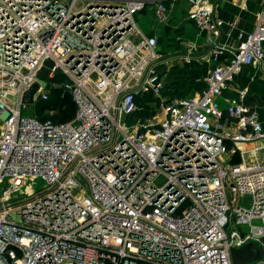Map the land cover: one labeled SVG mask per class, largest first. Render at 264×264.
<instances>
[{
  "label": "built area",
  "instance_id": "built-area-1",
  "mask_svg": "<svg viewBox=\"0 0 264 264\" xmlns=\"http://www.w3.org/2000/svg\"><path fill=\"white\" fill-rule=\"evenodd\" d=\"M166 1L0 0V264H236L233 249L264 250V122L246 91L219 101L242 65L264 62V0L233 51L216 41L217 0H186L211 46L206 90L122 125L137 96L163 90L158 40L136 17L167 21ZM48 62L71 121L23 115L35 83L34 103L50 99Z\"/></svg>",
  "mask_w": 264,
  "mask_h": 264
},
{
  "label": "crops",
  "instance_id": "crops-1",
  "mask_svg": "<svg viewBox=\"0 0 264 264\" xmlns=\"http://www.w3.org/2000/svg\"><path fill=\"white\" fill-rule=\"evenodd\" d=\"M168 20L159 22L154 31L158 40V52L162 57L156 65L164 87L160 96H137V110L129 117L131 124L142 122L156 104L160 110L163 101L169 99L200 97L207 88L210 71L214 68L210 58V45L206 32L199 29L189 17L190 7L186 0L166 1ZM261 4L259 0H217L214 17L224 21L216 41L233 51L238 45V35L252 31L259 21ZM143 15V14H142ZM150 35V34H149ZM153 36V35H150ZM230 51L220 56L221 63L231 58ZM246 91V103L258 112L264 122V62L242 65L232 81L223 90L219 99L223 111L229 102L237 99L238 93ZM132 121H135L132 123Z\"/></svg>",
  "mask_w": 264,
  "mask_h": 264
},
{
  "label": "rangeland",
  "instance_id": "rangeland-1",
  "mask_svg": "<svg viewBox=\"0 0 264 264\" xmlns=\"http://www.w3.org/2000/svg\"><path fill=\"white\" fill-rule=\"evenodd\" d=\"M174 2V1H173ZM152 17V9L148 8L147 10L144 11L143 15H138L136 17V21H137V25L139 27V29L146 35H155L157 36V34L152 31L154 30V28L156 29L158 27L156 20H154ZM51 67V64L48 62L46 63L45 67L40 71L39 73V79L41 80L42 84L47 83V88H48V92H50V95L55 93L58 94V91L54 90V86L55 85H60L65 81V78L62 76V74L60 72L56 73L57 75H60L61 79L57 78L55 80H50L48 78V72H49V68ZM54 87V88H53ZM51 97V96H50ZM45 101H41L38 96L36 99V102L34 104H32L31 106H29L26 110L23 111V115L24 116H28V117H35L37 119H42V118H48L49 116H47L46 112H44L43 107H45V103H43ZM46 108V107H45ZM222 108V107H221ZM151 109L152 111H157L160 112V110L158 109V107L156 106V104H152L151 105ZM54 115H55V111H54ZM53 115V116H54ZM145 118L150 117V119L154 118L156 116V112L155 114H150L149 111L145 112L143 114ZM128 117L124 116L123 119L121 120V124L122 125H131V122H129V120L127 119ZM135 121H132V123ZM135 124V123H134ZM263 157V155H262ZM45 183H43L41 180H36V182L33 185V188L36 191H40L44 188ZM228 197H229V201H230V205L234 208L239 206V203L241 202L242 199L239 198L238 203H231L232 197L230 196L229 190H228Z\"/></svg>",
  "mask_w": 264,
  "mask_h": 264
},
{
  "label": "trees",
  "instance_id": "trees-1",
  "mask_svg": "<svg viewBox=\"0 0 264 264\" xmlns=\"http://www.w3.org/2000/svg\"><path fill=\"white\" fill-rule=\"evenodd\" d=\"M145 10H147V8ZM60 77H61L60 75L56 74L55 77L50 80H55L57 78L61 79ZM54 90L58 91L59 93L51 94L50 99L48 101L43 102L45 103V107H46V108L43 107L44 112L47 110L55 111V115L51 117V119L56 124L71 121L75 117V114H76V105L73 102L72 96L68 93L63 94L62 89H60L59 87H55ZM46 119L42 118L40 120L44 121ZM235 161L236 162L239 161L237 157L235 158Z\"/></svg>",
  "mask_w": 264,
  "mask_h": 264
},
{
  "label": "water",
  "instance_id": "water-1",
  "mask_svg": "<svg viewBox=\"0 0 264 264\" xmlns=\"http://www.w3.org/2000/svg\"><path fill=\"white\" fill-rule=\"evenodd\" d=\"M38 89V83L32 85V87L25 93L23 103L33 104L34 96L37 93ZM262 256H264V250L258 248L253 244H249L241 249H233L231 251L232 261L236 264H244Z\"/></svg>",
  "mask_w": 264,
  "mask_h": 264
}]
</instances>
